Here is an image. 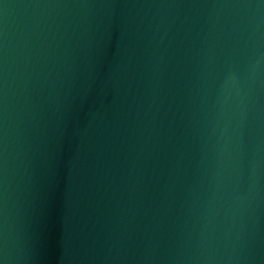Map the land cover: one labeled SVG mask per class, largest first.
I'll use <instances>...</instances> for the list:
<instances>
[{"label": "water", "instance_id": "1", "mask_svg": "<svg viewBox=\"0 0 264 264\" xmlns=\"http://www.w3.org/2000/svg\"><path fill=\"white\" fill-rule=\"evenodd\" d=\"M0 264H264V0H0Z\"/></svg>", "mask_w": 264, "mask_h": 264}]
</instances>
